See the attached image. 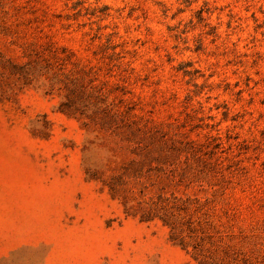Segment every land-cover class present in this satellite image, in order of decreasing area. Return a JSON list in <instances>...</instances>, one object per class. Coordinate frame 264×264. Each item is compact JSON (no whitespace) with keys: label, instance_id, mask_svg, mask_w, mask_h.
<instances>
[{"label":"rangeland","instance_id":"rangeland-1","mask_svg":"<svg viewBox=\"0 0 264 264\" xmlns=\"http://www.w3.org/2000/svg\"><path fill=\"white\" fill-rule=\"evenodd\" d=\"M0 264H264V0H0Z\"/></svg>","mask_w":264,"mask_h":264}]
</instances>
